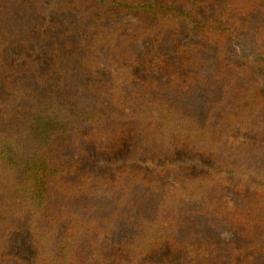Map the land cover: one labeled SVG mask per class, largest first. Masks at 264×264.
<instances>
[{
    "label": "trees",
    "instance_id": "obj_1",
    "mask_svg": "<svg viewBox=\"0 0 264 264\" xmlns=\"http://www.w3.org/2000/svg\"><path fill=\"white\" fill-rule=\"evenodd\" d=\"M0 264H264V0H0Z\"/></svg>",
    "mask_w": 264,
    "mask_h": 264
},
{
    "label": "rangeland",
    "instance_id": "obj_2",
    "mask_svg": "<svg viewBox=\"0 0 264 264\" xmlns=\"http://www.w3.org/2000/svg\"><path fill=\"white\" fill-rule=\"evenodd\" d=\"M130 20L131 19H129V18H122V19L112 20L111 23L114 25L122 24L123 26H125L127 24V22ZM237 45H238L239 49H241L242 51H247L249 49V46H250L249 36L247 34L239 36ZM226 236H228V234ZM220 237H223V234H221Z\"/></svg>",
    "mask_w": 264,
    "mask_h": 264
}]
</instances>
